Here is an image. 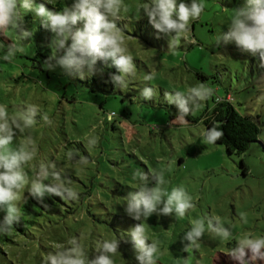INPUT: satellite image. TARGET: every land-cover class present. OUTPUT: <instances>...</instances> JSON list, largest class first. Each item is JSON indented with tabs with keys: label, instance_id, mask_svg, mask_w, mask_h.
<instances>
[{
	"label": "rangeland",
	"instance_id": "1",
	"mask_svg": "<svg viewBox=\"0 0 264 264\" xmlns=\"http://www.w3.org/2000/svg\"><path fill=\"white\" fill-rule=\"evenodd\" d=\"M59 1L62 9L72 2L50 0ZM124 2L128 11L120 13L117 24L126 37H132L126 44L138 68L127 88H115L100 61L95 74L85 80L60 68L48 71L44 63L54 53L49 47L53 34L34 13L23 16V27L34 32L23 42V52L11 64L0 59V104L8 105L10 114L17 107L35 104L51 120L46 124L38 115L39 122L29 130L39 152L24 166L25 171L31 177L33 166L41 160L55 161L79 195L74 203L68 201L76 209L74 215H67L64 208L63 214L43 219L40 227L30 230L32 236H20L7 248L8 257L15 264H44L46 253L54 251L53 242L79 237L89 258H94L102 241L118 238L115 264H138L127 232L139 221L125 213L122 198L136 190L133 173L151 168L165 171L167 191L183 185L196 205L183 218L154 214L144 221L149 243L160 241L157 264H183L178 259L188 256L191 264H238L226 254L236 238L245 232L264 235V137L259 135V143H252L243 154L229 155L224 145L206 143L202 131L207 112L218 98H228L240 114L253 118L260 133L264 128V84L258 85L254 78L264 75L259 57L242 51L234 41L216 46L215 40L227 32L230 12L224 8L241 7L246 0H206L204 13L190 22V31L180 36L173 49H168V37L157 33L143 10L139 13L143 0ZM13 38V33H0L5 44ZM5 51L0 49V57ZM39 51L45 54L38 55ZM150 71L156 73L155 79L145 81ZM198 82L209 84L214 95L189 114L196 123L186 117V122L177 121L179 110L164 101V92L186 91ZM145 86L157 89L151 101L139 95ZM111 112L116 115L109 121ZM93 136L99 138L94 147L85 139ZM22 139L18 135L13 146ZM69 150L86 156L89 163L69 161ZM28 187L16 202L20 209L30 196ZM240 213L247 214V223ZM204 216L221 217L233 238L221 241L206 231L199 249L183 251L191 220ZM250 257L249 252V264H264Z\"/></svg>",
	"mask_w": 264,
	"mask_h": 264
},
{
	"label": "clouds",
	"instance_id": "2",
	"mask_svg": "<svg viewBox=\"0 0 264 264\" xmlns=\"http://www.w3.org/2000/svg\"><path fill=\"white\" fill-rule=\"evenodd\" d=\"M50 0H0V33L6 36L13 33L11 43L0 42V49L6 48L3 56L5 62L14 63L17 53L24 50V41L34 35L33 31L23 27V16L34 13L41 26L49 30L53 37L49 47L52 55L45 61L48 71L62 69L66 74L75 73L80 80L90 78L96 72L97 62L106 68H115L109 72V81L115 88H127L129 79L135 76L138 68L130 53L123 30L118 26L122 11H128L124 0H72L70 5L62 10H52L48 7ZM207 7L206 0H147L138 5L140 13L149 18L150 24L159 34L168 37V49H173L180 36L190 31V22L198 20ZM230 12L227 32L219 33L216 46L221 42L227 44L234 41L244 52L258 56L264 68V0H246L241 7L224 8ZM159 38V36H157ZM156 73L150 71L144 75L145 81L155 79ZM258 85L264 84V75L254 77ZM139 95L146 101H151L157 95V89L145 86ZM164 101L175 105L178 110L177 121H185V117L198 110L201 103L214 95V89L206 82H198L188 87L186 91L164 92ZM40 116L46 124L51 120L47 113H40L35 104L20 106L10 114L8 105L0 104V235H8L22 215L19 205L22 190L28 185V194L36 199L41 206L48 208L45 198L56 196L62 199H79L78 193L71 186L73 181L62 173L55 161L41 160L33 166V176H29L24 166L37 158L39 148L29 130L39 121ZM116 115L107 114L109 121ZM186 122V121H185ZM259 127V125H258ZM21 135L23 139L13 146L15 138ZM260 135L264 137V128ZM202 136L208 144H215L223 137L220 122H213L210 128H204ZM89 146H96L98 137H85ZM67 159L79 165H86L89 160L79 155L78 151L69 150ZM79 158L77 159V156ZM136 182V190L129 192L122 199L125 201L124 211L135 221L128 230V236L134 249V258L138 264H157L160 241L152 240L146 234L144 221L154 214L157 217H167L175 214L183 218L186 213L196 207L193 197L183 185L167 191L163 169L136 170L132 175ZM50 181L45 183V181ZM27 198H25V202ZM240 218L247 223V214L240 213ZM211 232L221 241L233 238L230 228L225 227L219 216H204L191 220V227L183 240L187 241L183 251L199 249L205 232ZM54 251L46 253L44 264H115L113 256L119 251L118 238L105 239L99 244L98 254L89 258V253L79 237L70 238L67 243L53 242ZM264 260V235L245 232L236 238V244L227 251V255L238 264H249L246 259ZM182 260L183 264H191V257Z\"/></svg>",
	"mask_w": 264,
	"mask_h": 264
},
{
	"label": "trees",
	"instance_id": "3",
	"mask_svg": "<svg viewBox=\"0 0 264 264\" xmlns=\"http://www.w3.org/2000/svg\"><path fill=\"white\" fill-rule=\"evenodd\" d=\"M60 2L61 1L57 3L50 2L48 7L52 10H62V2ZM44 54L43 51L38 52V55ZM107 70L108 78L109 72H116L114 67L111 69L108 68ZM201 78L204 80L207 79V77L202 75ZM186 119L191 123L197 122V120L189 114L186 116ZM214 121L220 122L223 131V137L216 141L215 144L224 145L229 155H241L248 150L252 143L259 142L260 128L256 122L253 118L240 114L228 98H218L215 100L213 108L208 110L205 119L206 127L210 128ZM243 168H245L244 165ZM244 170H246V168ZM68 201L74 203V200L48 196L45 198V203L48 204L49 207L44 208L36 199L29 196L27 201L21 206L22 215L19 222L14 225L13 231L8 235H0V264H15L8 257L7 248L14 245L20 236H32L30 230L35 229L37 226L40 227L43 219L49 220L55 218V214H63L64 208H66L65 213L67 215H74L76 209L68 204ZM3 215L4 213L0 212V219L3 218Z\"/></svg>",
	"mask_w": 264,
	"mask_h": 264
},
{
	"label": "water",
	"instance_id": "4",
	"mask_svg": "<svg viewBox=\"0 0 264 264\" xmlns=\"http://www.w3.org/2000/svg\"><path fill=\"white\" fill-rule=\"evenodd\" d=\"M259 143V142H258Z\"/></svg>",
	"mask_w": 264,
	"mask_h": 264
}]
</instances>
